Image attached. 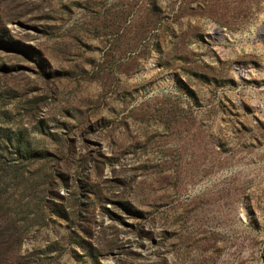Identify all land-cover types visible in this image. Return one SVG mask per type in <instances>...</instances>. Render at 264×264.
<instances>
[{
    "label": "rangeland",
    "instance_id": "obj_1",
    "mask_svg": "<svg viewBox=\"0 0 264 264\" xmlns=\"http://www.w3.org/2000/svg\"><path fill=\"white\" fill-rule=\"evenodd\" d=\"M0 264H264V0H0Z\"/></svg>",
    "mask_w": 264,
    "mask_h": 264
}]
</instances>
